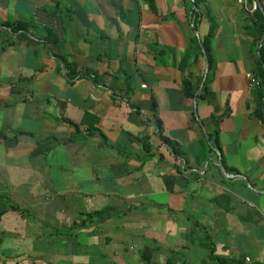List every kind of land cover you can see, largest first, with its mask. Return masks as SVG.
Wrapping results in <instances>:
<instances>
[{
    "label": "crops",
    "instance_id": "1",
    "mask_svg": "<svg viewBox=\"0 0 264 264\" xmlns=\"http://www.w3.org/2000/svg\"><path fill=\"white\" fill-rule=\"evenodd\" d=\"M252 1L0 0V264L264 262Z\"/></svg>",
    "mask_w": 264,
    "mask_h": 264
},
{
    "label": "trees",
    "instance_id": "2",
    "mask_svg": "<svg viewBox=\"0 0 264 264\" xmlns=\"http://www.w3.org/2000/svg\"><path fill=\"white\" fill-rule=\"evenodd\" d=\"M202 2H204V0H195V3L197 6H199L200 4H203ZM255 11H257V13H254V15L261 19L263 17V15L258 10V8ZM206 18L209 21V30H208L207 35L205 36L206 38H205V41L203 42V46L205 47V49L207 51V49H208L207 43H208L209 39H211V37L213 36V34L215 32L216 23H215L213 16L208 11V9L206 12ZM9 25H11V24H9ZM21 26H22V23H18V24H16V26H13V27L18 28ZM260 52H261V48H260ZM63 64L66 66V69L72 70V68H73L72 62H70L66 59H63ZM260 76L261 77L259 80V86H258V90L256 93V99H255L256 100L255 113L258 114V116L260 118L264 119V115L262 113V104L264 102V72L263 71H261ZM183 84L185 86L187 95L194 96L195 90L193 89L192 84H190V81L187 78H185L183 80ZM158 127H157L158 128L157 133L159 134V137L162 140V142L170 147L171 152L173 153L174 156L179 155L181 153V151L178 148V145L174 141L167 138L163 133H161L162 132L161 128H160V126H158ZM161 155H162V153H161ZM8 208H10L11 210H15V211H21L17 205H13V204L12 205L8 204ZM8 208L0 210V217L4 213V211H6V209H8ZM103 213H104V210H95L93 212H89L87 214V216H90V217L91 216H99V215H102Z\"/></svg>",
    "mask_w": 264,
    "mask_h": 264
},
{
    "label": "built area",
    "instance_id": "3",
    "mask_svg": "<svg viewBox=\"0 0 264 264\" xmlns=\"http://www.w3.org/2000/svg\"><path fill=\"white\" fill-rule=\"evenodd\" d=\"M239 2H243V0H238ZM252 10H255L257 8V2L256 1H252L251 3V7H250ZM253 76V75H252ZM255 79L254 77H252V81L255 82ZM243 260L246 264H264L263 261H259L257 260L256 258L254 257H251L250 255H244L243 256Z\"/></svg>",
    "mask_w": 264,
    "mask_h": 264
},
{
    "label": "water",
    "instance_id": "4",
    "mask_svg": "<svg viewBox=\"0 0 264 264\" xmlns=\"http://www.w3.org/2000/svg\"><path fill=\"white\" fill-rule=\"evenodd\" d=\"M191 2H192V6H193V9H195L196 11H198L199 10V8H198V6L196 5V3H195V0H191ZM203 49V52H204V54H205V49L204 48H202ZM205 57H206V70L208 69V60H207V55L205 54ZM194 113H195V115L197 116V109H196V104H195V109H194ZM219 153V152H218ZM218 164H219V168L221 169V171H222V174L223 175H229L227 172H226V170H225V168H224V166H223V163H222V161H221V158H220V155H219V158H218Z\"/></svg>",
    "mask_w": 264,
    "mask_h": 264
},
{
    "label": "rangeland",
    "instance_id": "5",
    "mask_svg": "<svg viewBox=\"0 0 264 264\" xmlns=\"http://www.w3.org/2000/svg\"><path fill=\"white\" fill-rule=\"evenodd\" d=\"M19 179H20V181H21V183H26L27 182V177H25V176H22V175H20L19 176ZM16 184H18L17 182H16ZM19 185V184H18ZM26 211V210H25ZM24 210H21L20 212H25ZM29 211V210H28Z\"/></svg>",
    "mask_w": 264,
    "mask_h": 264
}]
</instances>
